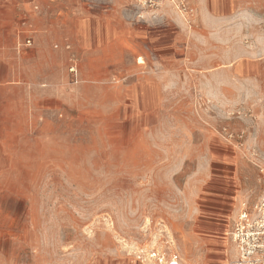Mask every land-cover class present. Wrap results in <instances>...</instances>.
I'll return each instance as SVG.
<instances>
[{
  "label": "rangeland",
  "instance_id": "1",
  "mask_svg": "<svg viewBox=\"0 0 264 264\" xmlns=\"http://www.w3.org/2000/svg\"><path fill=\"white\" fill-rule=\"evenodd\" d=\"M53 2L67 32L0 34L35 126L0 129V264H227L264 195V73L231 71L264 63V0Z\"/></svg>",
  "mask_w": 264,
  "mask_h": 264
},
{
  "label": "crops",
  "instance_id": "2",
  "mask_svg": "<svg viewBox=\"0 0 264 264\" xmlns=\"http://www.w3.org/2000/svg\"><path fill=\"white\" fill-rule=\"evenodd\" d=\"M53 1L54 0H0V34L2 36H8L12 33H17L22 29L20 25L22 17L28 18V21L34 27V32L32 33L33 40L34 37L38 35L37 32H39V34L43 32L49 35H55V32H67L68 26L63 30L61 27L64 22H66L68 16H65L64 19L58 15L50 16L46 12V7H54L57 4V2L55 3ZM193 2L198 7H204L207 4V0H193ZM237 2H240V0H237ZM37 3L42 7L41 12L33 10L34 5ZM58 26L59 31L56 30ZM84 26V22L80 23V30L85 28ZM0 53L4 54L3 51H0ZM239 57L241 58V56H237V60L231 64L233 65L231 71L234 75L238 77L242 76L247 72L249 73L251 69L252 72H255L256 68H258L257 71H259V74H261V72L264 73V63L259 65V67H252L253 65H246L239 60ZM0 70L2 75V79H0V81H2L0 82V94L5 95V100L2 102L4 103V110L0 112V129H35V126L29 123L31 112L28 108L30 106V100L28 99L29 91L25 88L26 85L11 81L13 69L9 61L4 59L0 61ZM25 103L28 105L23 106ZM25 108L28 109L25 111Z\"/></svg>",
  "mask_w": 264,
  "mask_h": 264
},
{
  "label": "built area",
  "instance_id": "3",
  "mask_svg": "<svg viewBox=\"0 0 264 264\" xmlns=\"http://www.w3.org/2000/svg\"><path fill=\"white\" fill-rule=\"evenodd\" d=\"M144 10L155 11L169 1L183 15L191 14L193 8L188 0H130ZM39 4L34 8L39 9ZM19 39L15 48L20 53L23 49L31 47L34 43L32 33L33 25L28 18L22 17L20 20ZM67 49H71V44L67 43ZM69 70L75 76L78 71V60L75 54L70 56ZM228 236L233 244V255L228 259L227 264H264V195L250 204L248 201L241 202L236 215L232 219ZM159 263L163 264V259L159 258ZM169 264H174L171 262Z\"/></svg>",
  "mask_w": 264,
  "mask_h": 264
},
{
  "label": "bare ground",
  "instance_id": "4",
  "mask_svg": "<svg viewBox=\"0 0 264 264\" xmlns=\"http://www.w3.org/2000/svg\"><path fill=\"white\" fill-rule=\"evenodd\" d=\"M170 3L169 1H164L163 3ZM171 4V3H170ZM241 202H244V200H241ZM174 264H176V263H174Z\"/></svg>",
  "mask_w": 264,
  "mask_h": 264
}]
</instances>
